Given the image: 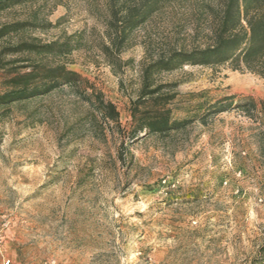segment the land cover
<instances>
[{
  "label": "rangeland",
  "instance_id": "1",
  "mask_svg": "<svg viewBox=\"0 0 264 264\" xmlns=\"http://www.w3.org/2000/svg\"><path fill=\"white\" fill-rule=\"evenodd\" d=\"M138 2L0 0V26L25 22L0 50L19 39L77 42L29 57L81 76L0 104V264H264V79L224 65L160 71L181 125L129 138L130 96L98 42L111 7ZM215 4L165 1L132 27L119 54L124 81L210 44ZM4 76L0 68V94ZM95 92L114 103L119 125L100 119Z\"/></svg>",
  "mask_w": 264,
  "mask_h": 264
},
{
  "label": "trees",
  "instance_id": "2",
  "mask_svg": "<svg viewBox=\"0 0 264 264\" xmlns=\"http://www.w3.org/2000/svg\"><path fill=\"white\" fill-rule=\"evenodd\" d=\"M165 1L169 0H139L134 7L123 12L111 7L104 37L98 42V50L105 64L119 78V90L130 96L129 138L137 137L142 132L164 134L181 125L173 120L171 108L168 107L175 96L174 92L169 91L174 84L158 82L155 74L160 71H172L185 64L224 65L264 79V0H216L215 7L211 8L214 27L210 44L190 51L174 50L166 57L156 58L140 68L134 83L136 87L127 84L122 77V68L128 60L119 57L127 42V33ZM24 25L25 22L1 25L0 40L12 32H18ZM75 48L77 42L71 43L69 40L41 43L35 39H19L3 46L0 50V68L5 72L2 81L5 90L0 94V104L40 96L61 85H74L81 78L78 73L63 64H44L41 61L43 57L33 59L29 56L63 55ZM7 55L15 57L7 59ZM21 55L24 57H18ZM17 62L22 63L17 65ZM94 94V108L100 119L119 125V111L114 103L104 100L98 92ZM213 106L210 105L211 108Z\"/></svg>",
  "mask_w": 264,
  "mask_h": 264
},
{
  "label": "built area",
  "instance_id": "3",
  "mask_svg": "<svg viewBox=\"0 0 264 264\" xmlns=\"http://www.w3.org/2000/svg\"><path fill=\"white\" fill-rule=\"evenodd\" d=\"M10 263V259H5L4 261H3V264H9Z\"/></svg>",
  "mask_w": 264,
  "mask_h": 264
}]
</instances>
